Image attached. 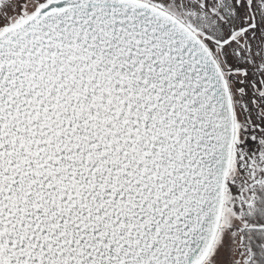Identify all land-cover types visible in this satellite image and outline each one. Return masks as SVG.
Here are the masks:
<instances>
[{"label":"snow or ice","instance_id":"snow-or-ice-1","mask_svg":"<svg viewBox=\"0 0 264 264\" xmlns=\"http://www.w3.org/2000/svg\"><path fill=\"white\" fill-rule=\"evenodd\" d=\"M0 264H264V0H0Z\"/></svg>","mask_w":264,"mask_h":264}]
</instances>
